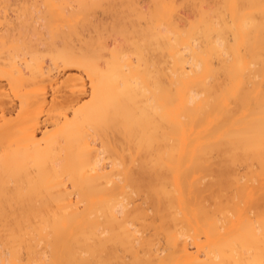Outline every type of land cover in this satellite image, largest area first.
Wrapping results in <instances>:
<instances>
[{
    "label": "bare ground",
    "instance_id": "bare-ground-1",
    "mask_svg": "<svg viewBox=\"0 0 264 264\" xmlns=\"http://www.w3.org/2000/svg\"><path fill=\"white\" fill-rule=\"evenodd\" d=\"M260 2L0 0V260L6 220L25 235L47 227L71 238L83 215L99 211L94 203L105 190L84 206L71 189L60 188L63 178L79 177L82 169L86 177L100 148L123 149L132 140L145 141L152 177L173 193L172 227L182 241L207 216L213 242L239 241L241 259L258 258L264 230ZM172 3L183 7H165ZM234 4L254 5L250 39L242 34L240 43L254 50L258 66L237 79L226 59L205 85L208 69L193 63L191 37L200 35L202 23L228 29L234 15L239 26ZM187 25L193 27L185 34ZM101 40L109 49L104 57L97 54ZM69 81L81 86L75 95L82 99L61 116L52 94L59 99ZM179 249L161 248V258L192 259L191 243L186 253L184 243Z\"/></svg>",
    "mask_w": 264,
    "mask_h": 264
},
{
    "label": "snow or ice",
    "instance_id": "snow-or-ice-1",
    "mask_svg": "<svg viewBox=\"0 0 264 264\" xmlns=\"http://www.w3.org/2000/svg\"><path fill=\"white\" fill-rule=\"evenodd\" d=\"M165 7L175 10L183 5L172 3ZM231 7L237 10L239 26L237 15H234L228 29L219 22L208 26L202 23L200 35L191 37L195 43L193 52L196 59L193 63L198 70L205 66L208 69L203 81L205 85L223 68L226 59L230 61L231 71L237 79L258 66L254 50L240 43L242 34L246 41L250 39L248 29L255 23V18L249 15L248 10L254 5L234 4ZM260 14L259 68L264 74V0L260 2ZM192 27L193 25H187L181 31L187 34ZM116 39L117 44L122 42L119 35ZM124 39H128L127 33ZM117 44H112V53L116 52ZM108 51L101 40L97 54L104 57ZM97 54H93L90 59L94 60ZM144 55L150 53L145 52ZM108 59L111 60V57ZM70 62L72 61H66ZM186 75L194 76L195 73L188 71ZM258 78L261 80V112L264 119V75ZM66 87L68 91L62 88L59 99L55 91L52 94V103L61 109V116L65 108L71 115L72 109L82 99L75 95L81 89L78 83L69 81ZM95 91L94 81L93 96ZM236 91L238 85L232 94H236ZM174 102V98L168 101L169 104ZM106 156L109 157L107 160ZM153 171L154 161L147 156L143 140H132L123 149L119 144L100 148L95 160L88 165L86 177L82 169L79 177L66 175L63 178L65 183L60 185L61 189H71L77 201L84 206L98 192L105 190L100 204L94 203L99 211L83 215L77 221L78 229H74L75 234L64 239H61L59 233L53 234L47 227L28 230L25 235L23 230L6 220L5 259L0 260V264H264V230L258 258L241 259L238 252L239 241L213 242L207 216L201 226L193 231V235L182 241L176 228L172 227L174 218L170 215V205L173 193L167 185L152 177ZM180 243H184L185 253L188 251V244H192L190 261L161 258V248L166 252H178Z\"/></svg>",
    "mask_w": 264,
    "mask_h": 264
}]
</instances>
